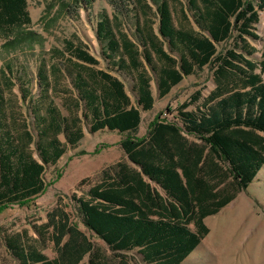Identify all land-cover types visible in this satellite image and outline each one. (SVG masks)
<instances>
[{
	"label": "trees",
	"instance_id": "trees-1",
	"mask_svg": "<svg viewBox=\"0 0 264 264\" xmlns=\"http://www.w3.org/2000/svg\"><path fill=\"white\" fill-rule=\"evenodd\" d=\"M84 1L87 4L93 0ZM109 1L117 6L126 0ZM171 1L179 3L155 2L158 34L153 31V23L138 28L143 50L119 29L118 15L110 18L104 14L96 24L98 38L104 43V57L116 62L113 65L118 69L135 73L134 102L118 77L92 68L98 64L97 59L81 46L66 42L70 57L77 60L74 86L84 100L91 129L127 133L120 146L134 164L113 165L104 173L105 179L89 189L86 198L75 199L82 221L116 255L137 248L147 264H180L208 233L204 218L217 213L236 192L246 188L264 163V136L259 134L264 132V47L261 59L254 62L244 57L245 50L235 51L238 46L220 54L215 45L230 38L234 30L240 42H245L244 36L257 39L254 24L264 0H189L196 22L205 33L176 27ZM140 2L145 11L149 9L147 3ZM30 24L26 0H0L2 46L24 41L30 33L16 29ZM160 36L178 58L164 50ZM143 59L157 74L161 97L184 76L208 64L215 68L218 89L199 109L186 111L183 104L178 123L155 119L144 137L134 136L141 121L140 109L151 110L154 101ZM6 71L2 79L10 86L11 73ZM39 72L48 87L45 71ZM52 72L56 78L61 75L56 66ZM5 105L0 106V211L44 191V164H55L65 152L60 134L71 146L82 138L81 130L70 125L77 119L68 120L51 104H35L33 123L39 161L30 150L35 136L25 121L18 124V131L5 125ZM183 132L200 142L190 141ZM223 165L227 166L225 172ZM225 176L232 177L234 192L218 189L217 179ZM146 178L159 185L165 195ZM51 222L55 228L52 239L58 246L56 259L48 260L39 249L18 237L11 238L8 247L22 264H79L87 253L95 260L90 264H112L94 251L93 244L69 223L67 216L62 214L60 220ZM189 223L195 225L194 230ZM67 234V241L59 246Z\"/></svg>",
	"mask_w": 264,
	"mask_h": 264
},
{
	"label": "rangeland",
	"instance_id": "rangeland-1",
	"mask_svg": "<svg viewBox=\"0 0 264 264\" xmlns=\"http://www.w3.org/2000/svg\"><path fill=\"white\" fill-rule=\"evenodd\" d=\"M143 1L149 7L146 11L140 0H126L117 3V6L109 0H93L91 3L86 2L87 4L84 0H26L31 24L16 31L30 34L25 35L24 41L20 40L9 47L2 46L4 39L0 36V106L2 103L6 104L5 125L9 130L18 131V124L25 121L35 136L30 150L39 161L35 146L37 135L33 123L35 104H51L68 120L77 119V123H70L71 128L78 127L82 132V138L74 146L67 143L64 134L58 136L65 145V152L55 164H44V191L25 202L10 204L0 211V264H21V260L8 247V241L14 237L39 249L48 258L55 257L58 246L52 239L55 228L51 219L60 220L62 214L89 239L94 250L112 264H147L137 248L119 251L116 255L82 221L75 199L86 198L89 189L101 183L105 179L104 173L109 172L113 165L134 164L128 160L120 146L127 133L107 128L96 131L91 129V120L84 100L80 99L74 86V69H77L74 63H77V60L70 57L71 54L66 48V42L70 41L93 55L98 64L91 67L118 77L134 102L135 73L128 69H118L113 65L116 62L104 57V43L98 38L96 24L104 14L110 18L118 15L121 25L119 29L143 50L138 28L144 29L153 23V31L158 34L159 24L154 15L155 2L158 0ZM178 1V4L171 1L174 25L205 33L196 22V12L190 7L189 0ZM254 32L258 36L257 39L244 36L245 42H240L236 36L237 32L232 31L230 38L215 44L217 52L224 54L226 50L238 46L235 51L240 53L245 50L243 54L246 59L258 62L264 47V8L258 10V22L254 24ZM160 39L164 50L178 58L177 52L169 46L168 41L161 36ZM153 58L159 60L156 56ZM143 62L151 77L150 89L154 101L151 110L140 109L141 121L134 136L144 137L148 126L155 119L178 123L177 114L183 104H186V111L199 109L205 106L210 96L218 89L215 68L208 64L196 73L184 76L161 97L157 74L144 59ZM53 66L59 69V78L54 77ZM6 69L11 73L10 86L2 79L3 72L7 75ZM41 70H44L48 77V87L39 78ZM258 71L259 69H256V72ZM183 134L190 141L200 142L192 135L185 132ZM259 134L264 136V132ZM222 169L225 172L227 166L223 165ZM146 180L165 195L158 185L147 178ZM217 182L218 189L234 192L231 176L217 179ZM204 223L208 233L180 264H264V163L252 182L236 192L234 198L217 213L206 216ZM188 227L195 229L193 223H189ZM67 239L68 234L62 238L59 246ZM88 260L89 255H86L81 263L89 264Z\"/></svg>",
	"mask_w": 264,
	"mask_h": 264
},
{
	"label": "crops",
	"instance_id": "crops-1",
	"mask_svg": "<svg viewBox=\"0 0 264 264\" xmlns=\"http://www.w3.org/2000/svg\"><path fill=\"white\" fill-rule=\"evenodd\" d=\"M159 186V185H158ZM160 187V186H159ZM95 252H98V251H96V250H94ZM42 253V252H41ZM57 253V252H56ZM44 254V253H43ZM98 254H100L99 252H98ZM45 255V254H44ZM86 255H89L88 253L87 254H85L84 256H83V258L86 256ZM101 255V254H100ZM46 256V255H45ZM47 257V256H46ZM56 257H57V254H56V256L55 257H53V258H48L47 257V259L48 260H53V259H56ZM83 258L80 260V262H79V264H82L81 262H82V260H83ZM90 260H92L93 262L95 261L94 259H92V258H90V255H89V260H88V263L90 264ZM22 264V263H21Z\"/></svg>",
	"mask_w": 264,
	"mask_h": 264
}]
</instances>
